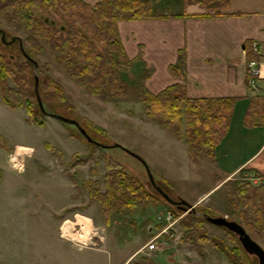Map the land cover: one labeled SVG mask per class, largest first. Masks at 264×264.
I'll list each match as a JSON object with an SVG mask.
<instances>
[{"label":"rangeland","instance_id":"1","mask_svg":"<svg viewBox=\"0 0 264 264\" xmlns=\"http://www.w3.org/2000/svg\"><path fill=\"white\" fill-rule=\"evenodd\" d=\"M83 1L94 5L97 0ZM149 1L155 16L189 11L193 3L191 0ZM10 15L11 9L8 7L0 11V29L6 31L8 38L17 36L29 47L23 24L10 22ZM64 16L60 10L49 15L56 20L58 26L64 23ZM43 48L42 54L33 55V58L41 67L43 76L46 75L60 85L65 97L63 104L54 96L44 98L46 111L53 110L54 113L78 121L87 119L98 125L104 129L102 134H96L98 140L104 144L119 143L140 155L147 162L156 183L170 197H181L188 202L202 197L203 202L195 205V209L203 208L210 216H223L236 221L264 249V243L250 234L244 220L248 207L238 200L236 193L237 184H240L238 182H247L250 196L256 198L259 207L264 210V178L256 177L251 168H248L249 172H241L231 178L221 176L215 163L205 154H190L186 143L178 141L147 118L142 103L136 98L135 90L150 69L139 56L122 74L129 87V94L123 100L104 101L75 83L56 63L49 47L44 45ZM44 65H47V68ZM7 84L15 88L12 80L8 79ZM48 90L52 91V86H49ZM33 100L31 99L32 107ZM37 121L38 123L29 117L24 104L15 108L7 106L0 92L1 176L5 184L13 181L18 185L16 189L19 187V196L28 195L29 201L25 205H48L47 208L54 211L60 210L61 207L69 209V212L78 210L81 215L93 220L92 225L88 221L80 220L82 224L89 226L81 230L83 236L102 238L103 244H111L103 248L112 249V253L121 258L132 256L129 264L138 262L142 256L150 258L155 264H231L223 254L198 240V237L199 232L204 231L211 239L225 241L227 246L232 248L235 245L233 236L229 235L225 228L207 221L202 222L201 228L193 222L185 228L180 221L182 219L190 223V214L182 213L178 209L174 212L173 206L165 204L151 187L144 167L138 160L119 148L103 149L89 145L72 125H66L57 119L37 115ZM17 144L34 149V161L38 172L44 174L40 175L43 178H37V174L31 169L24 174L16 173L24 169V166L11 162V157L17 154ZM22 149L23 147H17L18 152ZM18 156L20 157V154ZM107 160L117 162L127 174L138 179L155 198L147 202L146 206L138 205L133 211L123 209L118 215L114 210L110 211L108 224L100 206L90 199L88 190L83 186L84 182L96 181L99 190H105L103 180ZM9 166L16 172L10 170ZM32 192H35V200L31 199ZM46 213L47 215L39 216L38 220L28 223L33 237L54 243L53 241L59 238V219L53 220V214ZM68 217L72 219V213H69ZM167 217H171L173 221L177 220V224L172 225L171 229L173 237L162 234L149 243L165 227ZM76 228L78 230V227ZM57 248L53 246V250ZM247 258L250 264H257L254 256L247 254ZM239 263L246 264L243 261Z\"/></svg>","mask_w":264,"mask_h":264},{"label":"trees","instance_id":"2","mask_svg":"<svg viewBox=\"0 0 264 264\" xmlns=\"http://www.w3.org/2000/svg\"><path fill=\"white\" fill-rule=\"evenodd\" d=\"M193 1L207 10H216V14L221 13V8H227L229 2V0ZM6 7L11 9L9 21L23 24L27 32L26 41L30 44L29 47L24 45L17 36L8 38L6 31L0 29V92L7 106L15 108L24 104L29 117L37 123V115H43L35 97L34 65L22 54L19 39L23 50L32 59L33 55L42 54L44 45L48 46L56 63L88 93L104 101L123 100L129 94V87L122 74L130 68L133 60L125 53L117 30V22L156 17L149 0H97L94 5L83 0H1L0 11ZM59 10L65 18L64 23L58 26L56 20L49 15ZM2 32L7 41L13 37H16L15 40L9 44L2 43ZM244 50L247 63L258 60L250 43H245ZM44 66L47 68V65ZM169 70L173 75L179 76V66L170 65ZM41 71L38 65L36 70L38 94L43 107L46 97L54 96L63 104L65 97L60 85L46 75L43 76ZM147 78L148 74L141 79L140 86L135 90L137 100L143 105L145 116L178 141L186 143L190 154L193 152L205 154L215 163V147L225 136L235 99L190 98L187 96L185 86L178 83L152 93L144 86ZM8 79L13 81L15 88L7 84ZM49 86H52V91L48 90ZM31 99H34L33 107ZM44 110L46 111L45 108ZM52 111L47 112L54 113ZM75 120L93 140L100 142L96 134H102L104 129L87 119ZM78 134L83 138L79 132ZM105 168L104 191L99 190L96 181L84 182L83 186L88 190L90 199L100 206L107 224L110 211L114 210L118 215L123 209L133 211L138 205L146 206L147 202L155 199L138 179L127 174L117 162L107 160ZM254 175L261 177L258 171H254ZM238 183H240L237 184L236 192L238 200L248 207L244 220L249 232L264 243V210L259 207L258 200L250 196L248 183ZM165 204L172 206L166 201ZM173 207L175 212L177 209ZM196 211L197 214L189 213L192 219L190 223L181 219L180 222L185 228L192 222L201 228L202 222L206 221L204 216L208 215L207 210L197 208ZM225 231L234 238L235 245L232 248L228 247L225 241L211 239L204 231L199 232L198 240L215 248L231 264H240V261L250 264L236 235ZM133 264L155 263L150 258L142 256Z\"/></svg>","mask_w":264,"mask_h":264},{"label":"crops","instance_id":"3","mask_svg":"<svg viewBox=\"0 0 264 264\" xmlns=\"http://www.w3.org/2000/svg\"><path fill=\"white\" fill-rule=\"evenodd\" d=\"M263 2L229 0L227 8H221V13L216 14V10H207L193 1L189 11L117 22L127 57L135 61L139 56L150 69L145 80L150 92L157 93L178 83L185 86L190 98L235 99L225 136L214 151L215 166L225 178L245 171L247 173L248 168L253 169V173L260 172L264 178ZM245 43H250L252 49L256 46L260 50V53L253 50L258 56L260 73L252 82ZM170 65L179 66V76L171 73ZM17 147L23 149L14 157L20 154L15 160L24 169L16 172L9 166L10 170L24 174L31 169L37 178H43L40 175L44 174L38 172L34 161V149L18 144L15 149ZM11 162L14 163L13 160ZM64 181L68 182L65 176ZM17 186L13 181L5 184L1 176L0 264L130 263L132 256L121 258L113 254L112 249L103 248L111 244H103L102 238L83 236L81 230L89 226L80 220L92 225V218L81 215L78 210L69 212L64 207L54 211L47 208L48 205H25L29 201L28 192L25 197L19 196ZM33 193L30 196L35 200ZM45 200L47 202V196ZM201 202L202 197L190 203L200 205ZM46 212L53 214V220L59 219V238L54 243L33 237L28 223L47 215ZM69 213H72L74 221L68 217ZM53 246L58 248L53 250Z\"/></svg>","mask_w":264,"mask_h":264},{"label":"water","instance_id":"4","mask_svg":"<svg viewBox=\"0 0 264 264\" xmlns=\"http://www.w3.org/2000/svg\"><path fill=\"white\" fill-rule=\"evenodd\" d=\"M0 32H1V30H0ZM15 38L16 37H13L10 41H7L5 39L4 33L3 32L1 33V42L4 44H9V43L13 42L15 40ZM18 42H19L20 50H21L22 54L24 55V57L34 65L33 71H34L35 97H36L38 107H39V109L43 115L57 119V120L61 121L62 123L73 125L74 127H76L78 132L83 136V138L86 140L87 143H91V144L96 145V146L103 148V149L119 148V149L123 150L124 152H126L127 154H129L130 156H132L133 158H135L136 160H138L142 164L151 187L159 194V196L164 201H166L168 204H170L172 206H175L176 209H178L179 211H181L183 213L197 214V211L195 209V205H193L192 203L188 202L187 200H185L181 197H177L176 199H173L156 183L154 176H153L147 162L140 155L132 152L131 150L125 148L124 146H122L119 143L104 144V143L97 142V141L93 140L87 134L85 129L82 126H80L75 119L68 118V117H65V116H62L59 114H55V113H49V112L45 111L44 107L42 105L40 96L38 94V77L36 76V70H37L38 64L34 59L30 58L25 53V51L23 50L22 42L20 39L18 40ZM204 218L208 223H211L217 227L225 228L226 230H228V231L232 232L234 235H236V237H237L242 249L244 250V252L248 255L254 256L257 259V264H264V249L261 247V245H259V243H257L255 240H253L250 237V235L246 232V230L244 229V227L242 225H240L239 223H237L234 220H228L226 217H223V216L205 215Z\"/></svg>","mask_w":264,"mask_h":264},{"label":"built area","instance_id":"5","mask_svg":"<svg viewBox=\"0 0 264 264\" xmlns=\"http://www.w3.org/2000/svg\"><path fill=\"white\" fill-rule=\"evenodd\" d=\"M253 50L256 51V52H258V53H260L259 48L256 47V46H253ZM247 66H248V68L253 72V74H255L256 76L259 75V73H260V67H259V64H258L257 62L252 61V62L248 63ZM13 158H14V157H12L11 160H13ZM14 159H15V158H14ZM13 161H14V164H15V163L18 164V163L16 162V160H13ZM165 220H166V222H167V224L165 225V227H164L160 232H158L157 235H155V236L149 241V243H150V242H154L155 239H156L157 237H160L162 234H168L170 237H173L174 234L171 232V229H172V225L177 224V220L173 221V220L171 219V217H167Z\"/></svg>","mask_w":264,"mask_h":264},{"label":"bare ground","instance_id":"6","mask_svg":"<svg viewBox=\"0 0 264 264\" xmlns=\"http://www.w3.org/2000/svg\"><path fill=\"white\" fill-rule=\"evenodd\" d=\"M263 7H264V2H263ZM254 62H257V63H258L259 60L254 61ZM249 72L251 73V76H250L251 80H250V81H251V82H252V81H255V79H256V75L253 74V72H252L250 69H249ZM16 151H17V149H16ZM17 153H19V152L17 151ZM13 160H15V159L13 158ZM66 229H67V228H66ZM66 229H65V230H66Z\"/></svg>","mask_w":264,"mask_h":264},{"label":"flooded vegetation","instance_id":"7","mask_svg":"<svg viewBox=\"0 0 264 264\" xmlns=\"http://www.w3.org/2000/svg\"><path fill=\"white\" fill-rule=\"evenodd\" d=\"M257 260V259H256Z\"/></svg>","mask_w":264,"mask_h":264}]
</instances>
